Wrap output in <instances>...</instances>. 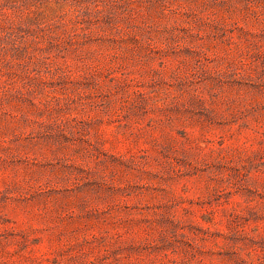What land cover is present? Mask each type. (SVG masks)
I'll return each instance as SVG.
<instances>
[{
    "label": "rangeland",
    "instance_id": "rangeland-1",
    "mask_svg": "<svg viewBox=\"0 0 264 264\" xmlns=\"http://www.w3.org/2000/svg\"><path fill=\"white\" fill-rule=\"evenodd\" d=\"M0 264H264V0H0Z\"/></svg>",
    "mask_w": 264,
    "mask_h": 264
}]
</instances>
